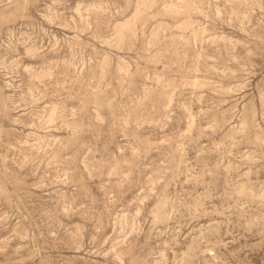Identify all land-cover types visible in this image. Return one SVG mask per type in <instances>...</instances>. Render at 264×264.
<instances>
[{
  "label": "rangeland",
  "instance_id": "rangeland-1",
  "mask_svg": "<svg viewBox=\"0 0 264 264\" xmlns=\"http://www.w3.org/2000/svg\"><path fill=\"white\" fill-rule=\"evenodd\" d=\"M0 264H264V0H0Z\"/></svg>",
  "mask_w": 264,
  "mask_h": 264
}]
</instances>
